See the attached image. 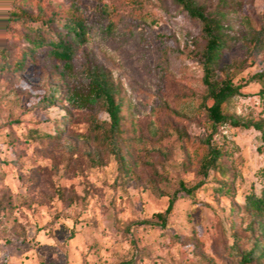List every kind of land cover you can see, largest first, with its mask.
<instances>
[{"label":"rangeland","instance_id":"rangeland-1","mask_svg":"<svg viewBox=\"0 0 264 264\" xmlns=\"http://www.w3.org/2000/svg\"><path fill=\"white\" fill-rule=\"evenodd\" d=\"M193 1L205 13L221 8L234 34L214 72L238 86L222 111L264 132V93L253 77L264 43L253 50L251 42L262 0ZM64 19L85 27L68 62L26 38L49 36ZM202 44L201 22L173 0H0V264H244L229 246L247 234L244 195L264 187V154L253 127L207 120ZM85 64L101 66L123 102L126 179L89 135L107 116L84 99ZM51 86L57 99L41 108ZM210 147L221 155L201 175ZM171 197L160 227L152 214Z\"/></svg>","mask_w":264,"mask_h":264},{"label":"trees","instance_id":"trees-1","mask_svg":"<svg viewBox=\"0 0 264 264\" xmlns=\"http://www.w3.org/2000/svg\"><path fill=\"white\" fill-rule=\"evenodd\" d=\"M187 12V14L198 19L202 24L203 44L196 52V59L202 68V84L204 85V97L210 101L204 106L206 118L215 126L216 124L229 123L232 126L243 128L253 127L259 131V142L257 148L264 154V132L257 122L241 121L236 117L222 111V103L230 96L236 94L238 86L232 84L230 77L220 79L214 78L215 68L220 58L221 51L226 47L227 41L234 36L230 34V23L221 8H217L210 13H205L199 4L193 0H173ZM261 25L255 29L251 36L252 49L260 50L264 41V0L260 11ZM62 29V30H60ZM64 30V31H63ZM33 31H38L33 28ZM33 47L46 45L47 53L51 58L61 62H68L72 59L76 48L85 41L84 24L77 19H64L60 21L58 29H52L50 35L43 37L39 32L34 37L26 36ZM33 48H26L24 55H29ZM8 61L3 60V66H8ZM14 65L21 66L22 59L13 62ZM80 73L85 79L84 99L91 103H99L107 116L103 123L93 120L90 125L91 139L99 142L115 161L118 176L123 180L130 173V165L125 159V155L120 145V137L123 132L121 123L123 121V102L118 95V90L112 84L107 72L99 65L85 64L80 68ZM261 87L260 92L264 93V67L253 74ZM58 90L55 86L49 87L37 100L36 104L41 108L52 106L57 99ZM67 97L69 103H74V93ZM221 155L218 147L208 148L199 160V172L206 174L208 168L214 167L215 162ZM264 176V164L262 166ZM179 187L185 192H191L192 188H185L182 182ZM174 198H169L167 205L162 212L152 214L156 218L160 227L163 226L165 216L170 211ZM244 205L250 211L251 217L247 222L245 237H236L231 242L229 248L237 260L244 264L253 261L264 260V222L260 219L264 214V187L259 193L250 191L244 195ZM148 223L149 220H143ZM177 239L175 234H171ZM237 240H242L244 247L237 246ZM264 264V263H263Z\"/></svg>","mask_w":264,"mask_h":264}]
</instances>
